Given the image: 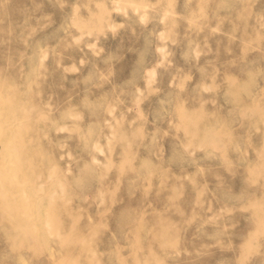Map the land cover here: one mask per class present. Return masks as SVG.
I'll return each instance as SVG.
<instances>
[{
	"label": "rangeland",
	"instance_id": "obj_1",
	"mask_svg": "<svg viewBox=\"0 0 264 264\" xmlns=\"http://www.w3.org/2000/svg\"><path fill=\"white\" fill-rule=\"evenodd\" d=\"M0 220V264H264V0H0Z\"/></svg>",
	"mask_w": 264,
	"mask_h": 264
},
{
	"label": "crops",
	"instance_id": "obj_2",
	"mask_svg": "<svg viewBox=\"0 0 264 264\" xmlns=\"http://www.w3.org/2000/svg\"><path fill=\"white\" fill-rule=\"evenodd\" d=\"M43 258H46V262H47L48 264H54V263L56 262V260H53V259L50 258V257H46V256H45V257H43ZM39 261H40V262H39ZM36 263L43 264L40 258H38V259L36 260Z\"/></svg>",
	"mask_w": 264,
	"mask_h": 264
},
{
	"label": "bare ground",
	"instance_id": "obj_3",
	"mask_svg": "<svg viewBox=\"0 0 264 264\" xmlns=\"http://www.w3.org/2000/svg\"><path fill=\"white\" fill-rule=\"evenodd\" d=\"M55 213H56V212H55ZM55 213H54V214H55ZM25 216H26V215H25ZM2 220H3V219H2ZM2 220H0V221H2ZM57 232H58V231H57ZM26 234H27V233H26ZM58 234H59V233H58ZM85 261H86V259H85ZM94 261H96V259H95ZM86 262H88V261H86ZM88 263H89V262H88Z\"/></svg>",
	"mask_w": 264,
	"mask_h": 264
}]
</instances>
